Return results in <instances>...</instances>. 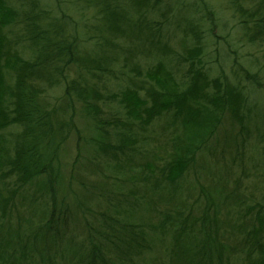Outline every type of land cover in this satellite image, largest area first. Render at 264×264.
Here are the masks:
<instances>
[{
	"label": "trees",
	"instance_id": "trees-1",
	"mask_svg": "<svg viewBox=\"0 0 264 264\" xmlns=\"http://www.w3.org/2000/svg\"><path fill=\"white\" fill-rule=\"evenodd\" d=\"M40 1L15 0L20 8L12 0H0V177L12 178L13 190L45 178L51 194L45 233L64 238L59 225L66 229L67 218L61 216L55 189L60 178L59 147L68 138L67 125L74 122L69 108L48 99L51 90L63 89L67 107L79 102L103 136L96 141L97 147L119 162L134 159L136 127L145 131L164 115L172 118L171 125L180 124L184 133L174 137L171 159H160L161 166L148 162V174L142 163L130 168L138 169L147 184L161 167V178L154 184L176 185L227 115L238 122L244 147L255 138L256 147L264 151V123H253V118L262 117L253 114L257 103L251 98L252 91L264 89L263 64L257 56L251 58L256 70L242 66L237 82L222 74L211 77L203 60L205 27L194 14L183 18L187 46L184 52L177 51L167 38L168 28L180 20L181 9L188 7L185 0H86L83 7L94 10V20L84 39L79 38L70 15L64 11L57 15L49 2ZM202 3L208 16L213 15L211 6L205 0ZM229 3L247 42L264 52V0ZM188 8L193 11L201 6L189 3ZM209 17L214 23L215 18ZM181 24L177 22L178 27ZM83 43H91L94 52H81ZM73 69L77 74H72ZM124 79L128 80L125 87L110 92V82ZM112 101L119 103L124 119L101 118V106ZM13 127H20V132L6 137L4 132ZM112 133L119 143L104 141ZM242 172L231 197V207L238 212L228 224L236 237L234 244L221 240L220 230L227 218L222 219L219 210L213 211L212 200L200 218L184 210L173 214L153 209L164 216L159 230L173 233L174 245L168 253L171 264H264V189L246 201L238 193L246 170ZM257 178L264 183V174ZM3 198L0 189V201ZM110 220L106 223L110 232L91 235L89 245H80L88 254L81 257L84 264H113L108 251L122 256L124 263L131 255L149 249L142 227ZM8 243L0 233V264H23L25 254L15 256L8 251Z\"/></svg>",
	"mask_w": 264,
	"mask_h": 264
},
{
	"label": "rangeland",
	"instance_id": "rangeland-1",
	"mask_svg": "<svg viewBox=\"0 0 264 264\" xmlns=\"http://www.w3.org/2000/svg\"><path fill=\"white\" fill-rule=\"evenodd\" d=\"M185 1L188 7L189 3H197L201 8L193 11L188 7L181 9L180 20L177 21L182 22L181 26L178 27L177 22H173L168 28L170 37L167 38L177 51L184 52L185 44L187 46L183 18L194 14L203 20L205 27L203 60L211 77L222 74L228 81L237 82L236 74H240L238 69L242 66L256 70L257 65L249 62L256 56L259 58L258 63L264 66V52L257 45L247 42L229 0H205L211 6L213 15L209 16L215 18L214 23L203 8L202 0ZM48 2L53 13L60 15L65 12L71 16L77 25L79 38L84 39V33L92 28L91 22L94 20V10L83 7L87 4L86 0H41L39 3L48 5ZM12 3L21 8L15 0ZM82 7L84 11L80 12ZM93 48L91 43H83L81 52H94ZM72 74H77L74 69ZM263 74L262 72L261 75ZM119 83L110 82V92L119 91L128 84V80L124 79ZM103 89L102 92L106 93ZM251 98L257 103L253 114L262 117L258 121L253 118V123L262 124L264 89L252 91ZM48 99L52 104L69 108L68 114H73L74 119L73 125L66 127L69 131L68 138L59 147L60 178L55 189L58 208L62 210V218H67V224L66 229L62 224L59 225L64 238L54 239L43 229L49 219L51 207V194L45 178L34 180L20 190H13L15 186L12 185V178L0 177V189L4 196L3 201H0V233L11 242L8 251L16 253L15 256L25 254L23 264H84L80 261L81 257L88 254L80 245H89L91 235L108 232L106 223L110 217L119 224H136L146 232L145 242L149 243V249L141 254L131 255L125 264H171L168 253L174 245L173 233L172 230H159L164 216L153 209L164 212L168 210L173 214L184 210L185 214L200 218L210 200L213 211L217 209L222 219L227 218V224L220 230L221 240L226 244H234L236 237L231 235L232 228L228 224H232L238 214L231 207L236 180L241 178L242 170L245 169L246 174L238 193L244 195L248 202L253 196L260 195L264 183L257 176L264 174V151L256 147L255 138L243 146L240 126L232 116L227 115L222 120L215 135L198 152L195 162L188 166L176 185L170 186L167 182L155 185L154 180L161 178V167L153 166L157 173L149 184L140 178L143 174L138 169L131 171L130 168L142 163L148 174V167L145 166L148 162L161 166L164 162L160 159L168 156L171 159L173 139L180 133L183 134L184 128L179 124V129L176 130L178 127L171 125L172 118L169 115L157 118L145 131L136 127L138 136L136 135L133 146L134 159L132 163L119 162L97 147L96 141H102V135L85 116L79 102L74 101L71 107H67L69 102L60 88L49 91ZM101 107L100 116L103 120L125 118L118 102H108ZM20 130V127H13L6 130L4 135L12 138ZM108 130L113 131L111 127ZM110 136L104 141L119 143L115 133ZM19 240L21 242L17 243ZM23 244L27 245L24 249ZM107 256L113 260V264H124L122 256L114 252L108 251Z\"/></svg>",
	"mask_w": 264,
	"mask_h": 264
}]
</instances>
